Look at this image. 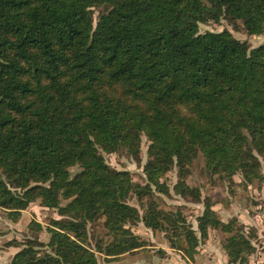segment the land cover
<instances>
[{
    "label": "trees",
    "instance_id": "obj_1",
    "mask_svg": "<svg viewBox=\"0 0 264 264\" xmlns=\"http://www.w3.org/2000/svg\"><path fill=\"white\" fill-rule=\"evenodd\" d=\"M223 19L260 35L264 0H0V208L16 222L34 203L60 215L32 220L37 234L7 242L20 249L0 264L112 261L144 247L138 223L193 260L220 231L228 264L257 263L258 234L237 216L207 199L195 229L156 196L176 167L175 192L200 201L186 182L199 156L230 182L264 183V43L200 32ZM144 137L142 184L105 155L140 161ZM99 220L110 239L92 244Z\"/></svg>",
    "mask_w": 264,
    "mask_h": 264
},
{
    "label": "rangeland",
    "instance_id": "obj_2",
    "mask_svg": "<svg viewBox=\"0 0 264 264\" xmlns=\"http://www.w3.org/2000/svg\"><path fill=\"white\" fill-rule=\"evenodd\" d=\"M98 13L99 9H96L95 18ZM224 29L231 31L236 38L248 41L252 47L264 43V32L260 35L248 36L242 28L237 30L229 21L224 19L220 23L209 22L200 25V32L202 33L207 31L219 32ZM148 144L149 141L144 137L140 161L134 160L125 152L120 151L106 154L107 162L116 169L129 170L134 181L144 184L146 183L144 165L147 161ZM260 160L264 173V156H260ZM234 180V182H230L223 176L211 174L206 168L203 157L199 156L190 166L186 182L189 186L201 191V200L198 201L191 196H182L175 192L174 186L179 181L178 170L175 167L164 177V181L171 190L170 193L157 192V201L160 207L165 210H180L190 224L197 229V218L204 210V202L207 199L212 200L214 208L220 211L219 216L222 219L228 220L237 216L240 223L245 226L247 233L252 230L258 234V240L255 241L258 250L250 256V261L253 262L255 254L258 251H264V245L260 244L261 239H259V228H264V183L256 182L248 187L244 186L239 174L235 175ZM130 202L137 206L141 213L143 212L136 196H133ZM19 217V221L16 222L9 217L5 209L0 208V262L10 261L20 249L14 244L37 234L29 226L32 220L47 226L52 218H60V215L56 209H49L39 205V203H34L24 210ZM132 229L144 241V247L131 253L122 254L112 261H107L104 255L97 253L100 264H214L216 260L228 264L227 255L222 247L225 235L220 231L211 232L209 242L205 240L201 243L199 253L193 260L189 259L180 249L171 247L164 232L153 231L145 227L143 223L133 225ZM45 233V231L39 232L40 238H45ZM89 233L92 244L98 238L110 239L102 220L89 227ZM12 239L15 242L13 245H9L7 242Z\"/></svg>",
    "mask_w": 264,
    "mask_h": 264
},
{
    "label": "crops",
    "instance_id": "obj_3",
    "mask_svg": "<svg viewBox=\"0 0 264 264\" xmlns=\"http://www.w3.org/2000/svg\"><path fill=\"white\" fill-rule=\"evenodd\" d=\"M218 211V214H219V210H217ZM264 226V225H263ZM259 239H261L260 240V244H263L264 245V228H259ZM209 238H210V236H209ZM207 239V242H209V240L210 239ZM263 248H264V246H263ZM264 251H258L256 254H255V258H254V261L255 262H257V263H262V264H264ZM261 254V255H260ZM263 254V255H262ZM216 257V256H215ZM226 261V260H225ZM215 263L214 264H224V262L223 261H214Z\"/></svg>",
    "mask_w": 264,
    "mask_h": 264
}]
</instances>
